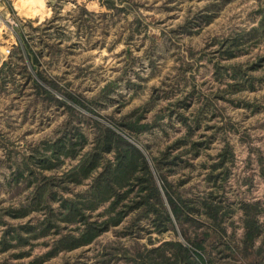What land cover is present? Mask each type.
<instances>
[{
    "label": "trees",
    "instance_id": "trees-1",
    "mask_svg": "<svg viewBox=\"0 0 264 264\" xmlns=\"http://www.w3.org/2000/svg\"><path fill=\"white\" fill-rule=\"evenodd\" d=\"M117 2L120 5L115 4V0H100V5L116 14L128 13L129 7L133 5L130 0ZM257 4V25L233 33L222 41L211 37L210 45L218 44L220 58L230 59L237 51H241L244 44L264 37V3ZM215 6L218 5L207 3L204 7L206 12L191 19L192 26L200 25L201 21L209 23L217 14L218 8L215 9ZM129 25L131 29L127 36L131 38L133 31L138 32L142 23L136 18ZM182 28L187 32L186 23ZM46 46L53 56L60 53L58 43ZM22 47L24 53L15 50L0 69V92H6L7 86L13 87L12 91L16 93L24 92L23 85H19L14 77L17 74L30 88L27 93L28 106L60 108L65 118L50 133V137L34 142L24 141L21 148L6 136L7 127H10L7 121L3 129L0 128V170H3L0 186L10 190L13 195L26 191L25 197L18 201L15 208L5 209L3 213L23 218L31 213L32 209H24L31 202L28 207L43 215L35 225L26 223L10 227L11 231L0 238L3 249H7L10 244L8 240L24 244L29 238L54 235L51 249L41 257L45 261L58 252L96 243L103 233L111 231L116 236L133 237L134 242L129 246L101 245L96 264H109L112 260H121L124 264H264V195L259 200H240L230 204L224 202L217 191L228 178L226 164L233 156L228 143L223 144L217 159L207 165L205 178L211 189L198 196L183 195L180 187L186 179L172 180L165 174V171L173 174L177 169L189 166L188 158L198 157L201 150L206 148L210 137L204 141L192 138L203 110H216L217 98L224 100L231 93L252 89L255 79L248 74V69L233 64L221 66L207 58L208 62H212L215 81H220L229 69L231 73L228 76L234 83L213 93L211 97H204L201 92L194 90L193 78L186 79L184 74L193 66V63L186 61L187 58L193 60L201 53L188 47L185 55L177 58V75L184 85H190V91L156 110L155 104L160 97L154 89L146 101L129 112L127 120L118 123L126 134L137 135L152 126H162L163 117L174 115L185 128L181 137L153 157V164L159 170L155 176L151 164L139 148L122 134L81 113L76 106L88 109L84 99L66 92L54 77L45 75L39 59L41 51H34L24 37ZM130 62L126 60L127 64ZM262 65L264 55L257 57L251 67ZM121 78L124 77L120 75L113 79L101 89V94L107 96L110 90L117 87ZM127 82L134 89L140 86L137 79ZM183 99L200 103L194 116L182 113L183 108H186ZM148 112L154 113L150 121L145 115ZM86 124L92 128L91 137L83 132L82 127ZM230 128L232 125L229 123L221 127L223 130ZM73 160L76 162L72 163ZM258 162L259 175L264 180V162L260 157ZM65 165L70 167L64 169ZM86 181L84 192L73 191L72 187H79ZM97 209L100 211L97 212ZM235 210L240 212V233L237 237L234 230H226L227 224L236 226L231 220ZM3 223L0 215V224ZM65 226H74V229L63 232ZM141 230L159 234L168 231L173 235L180 233L186 244L171 240L155 247L143 246L137 239ZM205 243L209 244L210 253H204ZM149 244H152L150 240ZM39 258L32 264H41Z\"/></svg>",
    "mask_w": 264,
    "mask_h": 264
},
{
    "label": "rangeland",
    "instance_id": "rangeland-1",
    "mask_svg": "<svg viewBox=\"0 0 264 264\" xmlns=\"http://www.w3.org/2000/svg\"><path fill=\"white\" fill-rule=\"evenodd\" d=\"M8 1L13 12L25 20L20 32L21 41L24 37L34 51H41L39 59L45 75L54 77L66 92L84 99L88 109L76 106L81 113L122 134L139 148L147 157L155 176L159 170L153 164V157L181 137L185 128L174 115L163 117L162 126H152L137 135L126 134L118 123L127 120L129 112L146 101L154 89L160 97L155 104L156 110L184 97L186 91H190V85H184L177 75V58L185 55L188 47L201 53L193 60L187 58L186 61L193 63V66L184 74L186 79L193 78L194 90L201 92L204 97H211L213 93L234 83L228 76L231 73L229 69L223 71L225 76L220 81H215L212 62H208L207 58L221 66L233 64L248 69V74L255 79L252 89L231 93L224 100L217 98L216 110H203L192 138L204 141L210 137L206 148L201 150L198 157L188 158L189 166L181 167L173 174L165 171V174L172 180L186 179L180 187L183 195L198 196L210 190L205 178L207 165L217 159V154L226 142L233 156L226 164L228 178L217 190L219 196L230 204L262 198L264 180L259 175L258 157L264 162V65H251L257 57L264 55V37L244 44L241 51H237L230 59L220 58L217 53L218 44L213 46L210 43L211 37L222 41L233 33L257 25V3H264V0H130L133 5L128 8L129 12L119 14L100 5V0ZM207 3L218 5L215 6V9L218 8L216 16L207 24L201 21L200 25L192 26L191 19L203 15ZM115 4L120 5L117 0ZM136 18L141 20L142 26L128 38L131 29L129 23ZM184 23L187 32L182 28ZM54 43L59 45L60 53L57 56L50 54L46 46ZM18 50L24 53L23 48ZM127 59L131 61L130 64L126 63ZM23 61L28 65L26 60ZM120 75L124 78L119 80L117 87L110 90L107 96L101 94V89ZM14 77L19 85H23L24 92L16 93L11 86H7L6 92H0V128L3 129L7 121L10 127H7L6 136L21 148L24 141L34 142L50 137V133L65 118V113L60 108L28 106L27 93L30 88L19 75ZM136 79L140 81V86L134 89L127 81L133 82ZM182 101L186 106L182 113L194 116L200 103L190 99ZM145 115L147 121H150L154 113L148 112ZM226 123L232 125V128L221 129ZM86 125L82 127L83 132L91 137L92 128ZM75 162L73 160L72 163ZM65 166L64 169L70 167ZM72 188L74 192H84L87 181ZM10 193V190L0 186V215L4 220L0 224V238L11 231L10 227L26 223L35 225L43 217L34 208L28 207L31 202L24 208L32 209L28 216L15 218L4 214L5 209L16 207L18 201L25 197L26 191L17 195ZM239 215L238 210L231 214V220L236 226H226L228 232L234 230L236 237L240 233ZM73 229L74 226H65L63 232ZM139 234L138 243L147 247L171 240L186 244L180 233L173 235L168 231L159 234L141 230ZM54 239V235L37 236L29 238L24 244L8 240L11 242L7 249L0 245V264H32L39 257L41 260L42 255L51 249ZM149 240L152 244H149ZM132 242L133 237L116 236L108 231L96 243L58 252L45 261L41 260V264H96L101 245L129 246ZM205 245L204 253H210L209 244ZM109 264L124 263L112 260Z\"/></svg>",
    "mask_w": 264,
    "mask_h": 264
},
{
    "label": "built area",
    "instance_id": "built-area-1",
    "mask_svg": "<svg viewBox=\"0 0 264 264\" xmlns=\"http://www.w3.org/2000/svg\"><path fill=\"white\" fill-rule=\"evenodd\" d=\"M24 19H20L11 9L8 0H0V69L22 47L20 32Z\"/></svg>",
    "mask_w": 264,
    "mask_h": 264
}]
</instances>
